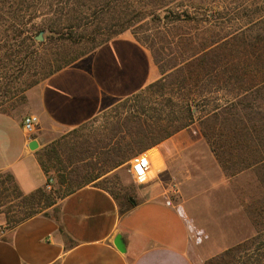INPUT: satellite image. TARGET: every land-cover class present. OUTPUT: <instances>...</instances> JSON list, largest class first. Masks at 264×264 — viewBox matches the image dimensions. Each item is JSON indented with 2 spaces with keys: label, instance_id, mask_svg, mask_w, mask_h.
Listing matches in <instances>:
<instances>
[{
  "label": "trees",
  "instance_id": "16d2710c",
  "mask_svg": "<svg viewBox=\"0 0 264 264\" xmlns=\"http://www.w3.org/2000/svg\"><path fill=\"white\" fill-rule=\"evenodd\" d=\"M198 1L205 6L206 0ZM212 1L223 8L222 0ZM257 9L250 33L240 28L227 30L228 20L221 14L211 20L203 15L198 21L200 37H194L190 28L196 21L194 0H0V47L24 54L28 45L34 49L31 54L37 55L38 65L37 81L32 85L147 17L156 24L160 43L158 52L152 50L161 77L111 107L114 121L106 133L85 140L84 158L79 160L95 156L100 162L61 164L56 148L66 144L63 138L56 150L43 152L39 165L46 174L54 169L60 193L48 204L43 189L23 195L15 185L23 207L10 229L38 215L41 199L45 198L47 208L88 185L108 192L115 200L107 188L93 182L123 164L133 152H146L195 123L217 157V152H264V0H258ZM248 23L253 25L252 20ZM40 33L47 34L46 43L33 40ZM255 166H264V154L244 163V169ZM132 206L129 202L120 211ZM239 249H228L205 264H239Z\"/></svg>",
  "mask_w": 264,
  "mask_h": 264
},
{
  "label": "crops",
  "instance_id": "0c3cea01",
  "mask_svg": "<svg viewBox=\"0 0 264 264\" xmlns=\"http://www.w3.org/2000/svg\"><path fill=\"white\" fill-rule=\"evenodd\" d=\"M159 78L150 52L129 31L54 73L30 90L26 115L0 112V173L11 175L23 195L44 188L47 177L36 158L44 134L78 129ZM27 115L38 120L30 139L22 129ZM190 134L197 129H184L148 152L173 156L170 151ZM32 141L35 150L28 147ZM160 185L152 181L124 212L108 192L82 187L48 212L3 231L0 264H202L190 255L185 207L168 201ZM117 235L124 252L113 244Z\"/></svg>",
  "mask_w": 264,
  "mask_h": 264
},
{
  "label": "rangeland",
  "instance_id": "374dc122",
  "mask_svg": "<svg viewBox=\"0 0 264 264\" xmlns=\"http://www.w3.org/2000/svg\"><path fill=\"white\" fill-rule=\"evenodd\" d=\"M222 1L225 9L224 5L223 8L220 4L214 6L212 0H206L203 7L198 0H194L193 15L196 21L190 25L194 37H200L202 25L198 21L203 15L211 20L221 14L228 20L227 30L240 28L245 34L252 32V26L259 13L258 0ZM249 20L253 21V25L248 23ZM155 29L156 24L147 17L128 31L135 34L139 42L148 49L159 72V65L153 57V50L158 52L160 49ZM46 38L47 34L43 33L41 41L36 40V36L33 40L37 43H46ZM29 47L28 45L26 54L19 53L14 48L6 52L0 47L1 113L24 116L30 107L29 92L40 82L32 85L37 81L38 58L37 55L31 54L35 51ZM112 116L108 109L97 116L95 122L87 123L83 129L44 134L40 140V149L36 152L37 161L43 152L55 149L63 138L66 144L56 148L61 164L68 166L69 163H75L77 166L88 162L98 164L99 157L94 156L84 161L79 159L84 158L82 151L86 148L85 140L91 141L104 135L109 128L108 124L114 121ZM191 128L197 129V134L182 138L180 148L170 151L175 152L173 156L169 155L162 159L157 150L146 151L151 160L152 170L145 179H133L128 172L130 159L138 155L133 152L127 161L93 183L107 188L115 196V201L122 210L129 202L140 199V192L152 181H157L161 183L160 186L168 201L185 207L192 226L190 255L196 257L197 261L202 259V264H205L224 251L239 246L238 255L241 259L239 264H264V214L262 216L258 214L259 210L264 209V166L244 169L246 161L252 162L257 154L261 155L264 152H217V157L200 135L198 124L195 123ZM189 144L192 145L185 147ZM165 151L168 152L166 149ZM154 156L158 158V163L155 160L154 164L152 163ZM245 158L248 159L244 161ZM165 164L167 169L159 172ZM44 174L54 180L51 191H47L45 187L41 188L44 196L50 199L49 204L59 195L60 188L53 168L49 169L48 174ZM17 190L8 174L0 173V235L12 227L13 221L19 218L22 212L23 204L17 197ZM44 199H41L42 203L36 209L38 214L50 210L51 206L46 208V205H43Z\"/></svg>",
  "mask_w": 264,
  "mask_h": 264
},
{
  "label": "built area",
  "instance_id": "2783aa9c",
  "mask_svg": "<svg viewBox=\"0 0 264 264\" xmlns=\"http://www.w3.org/2000/svg\"><path fill=\"white\" fill-rule=\"evenodd\" d=\"M38 120L33 115H27L22 120V129L28 139L31 138L35 132ZM152 170V164L147 153H141L133 156L129 161L128 172L133 179H145ZM54 184L52 178H47L45 182V189L51 191Z\"/></svg>",
  "mask_w": 264,
  "mask_h": 264
},
{
  "label": "water",
  "instance_id": "95a60500",
  "mask_svg": "<svg viewBox=\"0 0 264 264\" xmlns=\"http://www.w3.org/2000/svg\"><path fill=\"white\" fill-rule=\"evenodd\" d=\"M42 34L43 33H40L36 36V40L38 41H41L42 40ZM29 149L30 150H35L38 148V144L36 141H32L29 145H28ZM113 244L114 246L116 247V249L120 252H124V243L122 241V238L120 235H117L115 238H114V241H113Z\"/></svg>",
  "mask_w": 264,
  "mask_h": 264
},
{
  "label": "bare ground",
  "instance_id": "6f19581e",
  "mask_svg": "<svg viewBox=\"0 0 264 264\" xmlns=\"http://www.w3.org/2000/svg\"><path fill=\"white\" fill-rule=\"evenodd\" d=\"M155 159V162H156V158H155V156H154V158L152 157V163L154 164V160ZM157 163V162H156Z\"/></svg>",
  "mask_w": 264,
  "mask_h": 264
}]
</instances>
